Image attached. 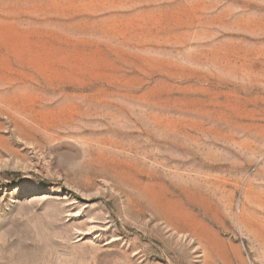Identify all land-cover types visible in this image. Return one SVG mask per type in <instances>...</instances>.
I'll use <instances>...</instances> for the list:
<instances>
[{
    "label": "rangeland",
    "instance_id": "1",
    "mask_svg": "<svg viewBox=\"0 0 264 264\" xmlns=\"http://www.w3.org/2000/svg\"><path fill=\"white\" fill-rule=\"evenodd\" d=\"M0 264H264V0H0Z\"/></svg>",
    "mask_w": 264,
    "mask_h": 264
}]
</instances>
